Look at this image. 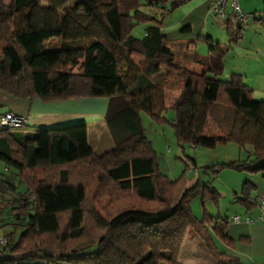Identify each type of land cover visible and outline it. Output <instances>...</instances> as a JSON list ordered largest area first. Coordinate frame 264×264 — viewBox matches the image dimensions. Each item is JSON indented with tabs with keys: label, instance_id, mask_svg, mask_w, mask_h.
I'll use <instances>...</instances> for the list:
<instances>
[{
	"label": "trees",
	"instance_id": "trees-1",
	"mask_svg": "<svg viewBox=\"0 0 264 264\" xmlns=\"http://www.w3.org/2000/svg\"><path fill=\"white\" fill-rule=\"evenodd\" d=\"M178 1L0 0V92L43 103L108 99L114 143L104 154L93 152L83 123L0 129V162L10 169L0 176V228L20 231L16 240L14 232L3 235L0 264H180L189 230L216 264H244L216 246V240L235 244L228 219L212 218L204 207L201 220L192 212L196 198L217 206L211 182L187 188L186 171L177 180L162 174L142 123L144 114L169 125L182 151L227 143L251 149L244 161L206 168L215 175L264 173V102L252 99L242 76L222 79L227 46L203 36L190 41L188 48L199 41L208 47L207 55L191 57L202 71L180 68L163 21L142 10L167 3L173 10L191 0ZM139 25H147L140 40L132 36ZM241 26L227 19L229 45ZM53 38L62 47L45 52ZM167 92H174L170 103ZM253 189L246 182L236 199L247 212L256 205ZM102 200H108L104 207Z\"/></svg>",
	"mask_w": 264,
	"mask_h": 264
},
{
	"label": "rangeland",
	"instance_id": "rangeland-1",
	"mask_svg": "<svg viewBox=\"0 0 264 264\" xmlns=\"http://www.w3.org/2000/svg\"><path fill=\"white\" fill-rule=\"evenodd\" d=\"M74 2H70L69 6H73ZM238 5L244 14H254L259 19L264 20V0H238ZM171 3H167L165 6H159L154 8H142V10L156 21H163L165 28L163 33L170 41V48L175 56V65L200 74L201 67L194 65L191 62L193 53L201 55L204 51H208L207 45L202 41H199L198 48L187 47L190 41L197 40V37L205 36L204 32H201V27L197 24L193 26L191 32L183 31L186 27V22L183 25L176 22L181 19L179 11L180 6L170 10ZM228 15L231 14V9L227 10ZM213 15V14H212ZM182 16V14H181ZM207 30L212 32L214 41H222L223 45H228L225 30L221 23H219L214 16L208 19ZM147 25H139L135 27L132 32V36L135 39H142L144 37V30ZM212 27V28H210ZM243 34L242 45L231 47L233 52L238 55L230 53L226 60V73L223 80L227 81L228 74L234 70L235 65H241L247 69L250 74V78L258 84L257 89L264 87V25L261 22H255L253 20L248 21L241 27ZM62 47V43L58 38H53L45 41L44 51H54ZM69 47V46H68ZM70 47H79L76 44H70ZM237 47V48H236ZM256 52L258 55H256ZM207 55L206 52L201 56ZM236 56L235 59H233ZM159 77H153L152 80H159ZM174 92H167L166 101L170 103ZM257 95L252 96L261 102L264 101V93L259 92ZM97 100V104H94L92 109H96L98 114L103 112V102L108 100L105 98H87L84 100ZM261 99V100H260ZM89 107L88 105H86ZM174 117L172 112L166 114V118L171 120ZM142 123L145 128L146 136L153 145L154 150L157 153L158 165L162 174L166 175L170 180H177L186 171L187 188L196 184L197 181L202 183L211 182L212 187L218 192V204L217 206L212 201H206L202 206L199 198L194 199L191 202V209L195 217L202 218L203 207L209 216L214 218H225L229 221L228 231L236 233L242 226L257 227L264 224V216L262 215V209L259 204H256L251 211L247 212L245 207L236 202L237 198H241V189L246 182H251L255 188L251 192V200L258 199L264 192V173L248 174L244 172H237L232 169H222L218 174H213L206 168L232 163L236 161H244L248 158V152L251 151L249 147L246 149H240L234 143H227L225 145L217 146L214 149L206 148H192L186 147L183 151L177 146L174 137L173 129L166 124L156 125L150 121L146 115H141ZM2 165V163L0 162ZM6 175V172H1L0 176ZM5 179V178H4ZM23 190V187H20ZM108 203V200H102L100 206L104 207ZM4 208L3 204H0V208ZM6 219V212H3ZM240 216L242 221L239 224L230 222V218L233 216ZM246 218L253 221L252 224L245 222ZM14 232V240L20 235L19 230L13 231L11 226L0 228L1 235H8ZM248 236V235H247ZM253 241L246 250L249 254H252V259L256 264H264V230L255 232L253 234ZM252 260L245 262L251 264ZM254 263V262H253Z\"/></svg>",
	"mask_w": 264,
	"mask_h": 264
},
{
	"label": "crops",
	"instance_id": "crops-1",
	"mask_svg": "<svg viewBox=\"0 0 264 264\" xmlns=\"http://www.w3.org/2000/svg\"><path fill=\"white\" fill-rule=\"evenodd\" d=\"M215 2L216 0H191L188 3L180 5L179 11H181L182 16L180 14L181 19L179 20V22L177 21L176 24L178 26V23L180 25H183V23L186 22V26L190 27V32L192 31L193 26L198 24L201 27V32H204L205 34V36L203 37H209L213 43H219L220 45L225 47V45L222 44V41H214L215 39L213 38L212 32L207 30V27L209 25L208 19L211 16L213 17L210 7ZM164 28L165 25L163 24V29ZM223 29L225 30L224 27ZM199 37H202L201 34L197 38ZM242 39V31L238 40L235 43H230V45L229 38L227 37L228 45L226 46L228 48V52L226 53L225 58L223 60L225 70L224 74L226 73V60L228 57H230L229 54L233 53V55H238L233 52V48L231 50L230 48L235 46H241L243 44ZM195 48L197 49L198 45ZM200 52L201 55L205 52L207 54V50L202 53L200 49ZM256 55H258L257 52ZM233 57V59H235L236 56ZM233 74L240 75L243 77L245 84L252 90V96L257 95L256 93L259 92L264 93V87H262L261 89H257L259 88L257 87L258 84L250 78V74L248 73L247 69L243 66L235 65L234 70L228 74V78H230V76ZM159 81L160 79L156 80L155 82L157 83ZM253 100L259 101V99ZM95 101L97 100L82 99L79 101H59L52 103H43L40 100L17 99L0 92V117L9 113L18 116H27L29 117L28 127L32 129H54L79 123L86 124L88 147L93 152H96L98 154H104L112 150L114 147V143L107 129L105 119L107 108L109 106V100L103 102V112L100 114L96 112V109L94 110L91 108L94 104H97V102L94 103ZM86 105H88L89 107H87ZM0 170L1 172H6V175H2L3 179L7 178L10 175V169L5 167L3 163L2 165L0 164ZM248 183L255 188V186L251 182ZM262 230H264V224L259 225L257 227L242 226V228L239 229L236 233L228 231L229 237L235 241V244L232 247H227L217 240L215 241V243L220 252L225 253L229 256L237 257L244 264H246L245 262H248L249 260H252L250 261L251 264H256L255 261H253L254 259H252V254L248 253L246 247H249L252 244L253 234ZM241 238H245V240L240 241ZM179 263L216 264L212 256L206 250L205 246L201 243L199 238L195 235L192 230H189L187 233L185 242L183 244L179 256Z\"/></svg>",
	"mask_w": 264,
	"mask_h": 264
},
{
	"label": "built area",
	"instance_id": "built-area-1",
	"mask_svg": "<svg viewBox=\"0 0 264 264\" xmlns=\"http://www.w3.org/2000/svg\"><path fill=\"white\" fill-rule=\"evenodd\" d=\"M179 4L182 3V0L178 1ZM231 9V14L228 15L227 10ZM211 13L214 18L224 26L227 19L232 16L235 18L236 22L239 25H244L250 20L255 22L263 23V19H259L254 14L248 15L244 14L239 5L238 0H216V2L210 7ZM29 126V117L27 116H18L12 113L5 114L0 117V129H8V130H19L22 128H26ZM251 202L259 204L262 209V215L264 216V192L258 199L251 200ZM242 219L240 216L236 215L230 218V222L239 224ZM246 223L252 224L253 221L249 218H246ZM6 244V238L0 234V246H4Z\"/></svg>",
	"mask_w": 264,
	"mask_h": 264
}]
</instances>
